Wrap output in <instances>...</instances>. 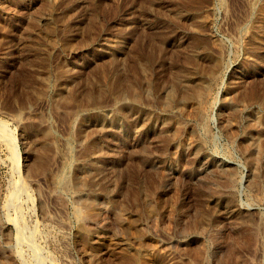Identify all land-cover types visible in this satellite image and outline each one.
<instances>
[{
    "label": "rangeland",
    "instance_id": "1",
    "mask_svg": "<svg viewBox=\"0 0 264 264\" xmlns=\"http://www.w3.org/2000/svg\"><path fill=\"white\" fill-rule=\"evenodd\" d=\"M263 17L264 0H0V264H264ZM177 76L210 85L181 113ZM91 199L98 236L83 237L74 210Z\"/></svg>",
    "mask_w": 264,
    "mask_h": 264
},
{
    "label": "bare ground",
    "instance_id": "2",
    "mask_svg": "<svg viewBox=\"0 0 264 264\" xmlns=\"http://www.w3.org/2000/svg\"><path fill=\"white\" fill-rule=\"evenodd\" d=\"M181 1V0H180ZM183 2V1H182ZM190 3V2H189ZM192 3V2H191ZM148 5V4H147ZM207 5V4H206ZM198 6V5H197ZM150 7H151V5H150ZM210 7H211V5H210ZM218 7V6H217ZM209 10V9H208ZM203 14V13H202ZM211 14V13H210ZM204 15V14H203ZM250 18V17H249ZM264 18V17H263ZM177 22H179V21H177ZM192 22V21H191ZM209 25V24H208ZM210 26V25H209ZM238 26V25H237ZM204 29V28H203ZM204 30H206V29H204ZM191 31V30H190ZM39 34V33H38ZM239 34V33H238ZM45 36V35H44ZM43 36V37H44ZM35 38V37H34ZM50 40V39H49ZM48 41V40H47ZM198 43V42H197ZM221 43H222V41H221ZM221 46V45H220ZM238 46V45H237ZM192 49V48H191ZM221 50H222V46H221ZM189 52V51H188ZM200 57H201V54H199V53H197V54H195L194 55V60H199L200 59ZM190 58V57H189ZM204 59V58H203ZM193 60V61H194ZM190 61V60H189ZM145 62V61H144ZM190 63V62H189ZM194 63V62H193ZM199 63V62H198ZM201 63V62H200ZM227 63V62H226ZM141 64V63H140ZM214 64H215V66H218L219 65V63H218V61L217 60H214L213 61V66H214ZM135 65V64H134ZM262 65V64H261ZM197 67V66H196ZM141 68V67H140ZM102 69V68H101ZM193 69V68H192ZM142 72V71H141ZM144 72V71H143ZM196 72V71H195ZM222 72V71H221ZM174 73V72H173ZM198 74V73H197ZM206 74V73H205ZM138 75V74H137ZM183 75V74H182ZM144 76V75H143ZM185 76V75H184ZM221 76V75H220ZM207 77V76H206ZM216 77V76H215ZM42 78V77H41ZM45 79H47V78H45ZM123 79V78H122ZM131 79V78H130ZM136 79V78H135ZM174 79V78H173ZM39 80H41L40 79V76H39ZM137 80V79H136ZM220 80V79H219ZM51 81V80H50ZM128 81V80H127ZM174 81V83H175V86L178 88V92H179V94H178V96H174V91L171 93H168V95L166 96L167 97V99L169 100V104L173 107V109H177V110H179L180 111V113L184 110V108H185V106H186V104L187 103H193L194 105H196V106H198L199 104H200V102L202 101V99H203V97H207V96H205V95H207L208 94V90H209V84H208V82H206V81H203V80H201V79H199V78H184L183 76H177V77H175V79L173 80ZM213 81V80H212ZM145 84V83H144ZM140 85V84H139ZM174 85V84H173ZM49 86V85H48ZM122 86V85H121ZM131 86V85H130ZM158 86V85H157ZM119 87V86H118ZM127 87H129V86H127ZM245 87V86H244ZM116 88V87H115ZM124 88V87H123ZM126 88V87H125ZM131 88V87H130ZM160 88V87H159ZM122 89V88H121ZM123 90V89H122ZM136 90V89H135ZM170 90V89H169ZM99 91V90H98ZM133 91V90H132ZM176 91V90H175ZM250 91V90H249ZM257 91V90H256ZM97 93V92H96ZM42 94V93H41ZM65 94V93H64ZM108 94V93H107ZM40 96V95H39ZM62 96H64V95H62ZM58 97H60V96H58ZM57 97V98H58ZM66 97H67V95H66ZM132 100L133 101H137V95L136 94H133L132 96ZM225 97V96H224ZM231 97V96H230ZM251 97V96H250ZM262 97V96H261ZM11 98V97H10ZM63 98V97H62ZM68 98V97H67ZM163 98V97H162ZM211 98V97H210ZM252 98V97H251ZM258 98V97H257ZM54 99V98H53ZM64 99V98H63ZM99 99V98H98ZM150 99V98H149ZM165 99V98H164ZM214 99V98H213ZM225 99V98H224ZM241 99V98H240ZM243 99V98H242ZM60 100V99H59ZM65 100V99H64ZM145 100V99H144ZM215 100V99H214ZM66 101H67V99H66ZM69 101H70V99H69ZM166 101V100H165ZM216 101H218V99L216 100ZM222 101V100H221ZM232 101H233V99H232ZM14 102H15V100H14ZM59 102V101H58ZM82 102H84V101H82ZM211 102V101H210ZM223 102H225V101H223ZM222 102V103H223ZM24 103V102H23ZM27 103V102H26ZM79 103V102H78ZM146 103V102H145ZM202 103V102H201ZM232 103V102H231ZM245 103V102H244ZM71 104V103H70ZM204 104V103H203ZM225 104H227V103H225ZM90 105V104H89ZM168 105V104H167ZM234 105V104H233ZM95 106V105H94ZM166 106V105H165ZM193 106V105H192ZM232 106V105H231ZM250 106V105H249ZM79 107V106H78ZM191 107V106H190ZM230 107V106H229ZM228 107V108H229ZM264 107V106H263ZM199 108V107H198ZM235 108H236V106H235ZM235 108H231V113L232 114H235L236 113V109ZM197 109V108H196ZM176 110V111H177ZM191 110V109H190ZM144 111V110H143ZM198 112H200L199 110H197ZM122 112V111H121ZM192 112H194V111H192ZM165 113V112H164ZM190 113V112H189ZM122 114V113H121ZM197 114V112L195 111V115ZM199 114V113H198ZM197 114V115H198ZM226 114V113H225ZM172 115V114H171ZM190 115L191 116H193V114H191L190 113ZM194 115V116H195ZM257 115V114H256ZM201 116V115H200ZM132 117V116H131ZM202 117V116H201ZM230 117V116H229ZM255 117H257V116H255ZM258 118V117H257ZM192 119V118H191ZM200 119V118H199ZM206 119V118H205ZM229 120H227V123H229V121H231L230 119H231V117L230 118H228ZM257 120V119H256ZM189 121V120H188ZM259 121V120H258ZM222 122H224V121H222ZM232 122V121H231ZM233 122H235V121H233ZM262 122V121H261ZM75 123V122H74ZM96 123L100 126L99 128H101V127H104V126H109L111 123H112V119H108V120H106V119H99L98 121H96ZM225 124H226V122H224ZM249 123V122H248ZM180 124V123H179ZM223 125V124H222ZM248 125V124H247ZM246 125V126H247ZM256 125V124H255ZM258 125H259V123H258ZM260 125H262V124H260ZM5 126V125H4ZM175 126V125H174ZM184 126V125H183ZM226 126H228V125H226ZM245 126V127H246ZM251 126V125H250ZM254 126V125H253ZM0 127H3L2 126V124H0ZM223 127V126H222ZM228 127H230V126H228ZM248 127V126H247ZM246 127V128H247ZM263 127V126H262ZM5 128V127H4ZM4 128H2V129H4ZM198 128V127H197ZM196 128V129H197ZM205 128V127H204ZM242 128V127H241ZM253 128V127H252ZM103 129H106L105 127L103 128ZM178 129H179V126L177 125L176 127H174V130H173V132L174 133H176L177 134V132L176 131H178ZM195 129V128H194ZM230 129V128H229ZM248 129H249V127H248ZM251 129V128H250ZM89 130V129H88ZM228 130V129H227ZM1 131V130H0ZM4 131V130H3ZM44 131V130H43ZM183 131V130H182ZM195 131V130H194ZM236 131V130H235ZM5 132V131H4ZM158 132V131H157ZM165 132V131H164ZM227 132V131H226ZM248 132H250V130L248 131ZM257 132V131H256ZM43 133V132H42ZM173 133V135H175ZM193 133V132H192ZM231 132H229V134H230ZM209 134V133H208ZM224 134H228V133H224ZM262 134V133H261ZM52 135V134H51ZM242 135L244 136V134L242 133ZM247 135V134H246ZM255 135V134H254ZM165 136V135H164ZM204 136V135H203ZM208 136V135H207ZM235 136V135H234ZM198 137V136H197ZM231 137H232V134H231ZM246 137V136H245ZM248 137V136H247ZM251 138H252V136H250ZM254 137V136H253ZM256 137V136H255ZM254 137V138H255ZM228 138V137H227ZM242 138V137H241ZM257 138V137H256ZM67 139V138H66ZM181 139H182V137H181ZM253 139V138H252ZM44 140V139H43ZM200 140L202 141V142H200V143H205L206 142V140H202L201 138H200ZM243 140H245V139H243ZM42 141V140H41ZM45 141H47V140H44V142ZM49 141V140H48ZM54 141V140H53ZM84 141V140H83ZM176 141V140H175ZM179 141V140H178ZM82 142V141H81ZM199 142V141H198ZM70 143V142H69ZM249 143V142H248ZM178 144V143H177ZM202 144V145H203ZM242 145V147L244 146L243 144H245V142L244 143H241ZM256 144V143H255ZM192 145V144H191ZM194 145V144H193ZM201 145V144H200ZM201 145V146H202ZM205 145V144H204ZM49 146V145H48ZM142 146V145H141ZM177 147H178V145H176ZM175 145H174V147H176ZM183 146V145H182ZM44 147V146H43ZM185 147V146H184ZM190 147V146H189ZM199 147V146H198ZM244 147H246L247 149L250 147V146H244ZM243 147V148H244ZM252 147H253V145H252ZM256 147H258V145L256 146ZM48 148V147H47ZM182 148V147H181ZM180 148V149H181ZM259 149H258V151H261V152H264V143L261 145V146H259L258 147ZM49 149V148H48ZM176 149V148H175ZM196 149V148H195ZM204 149V148H203ZM44 150V149H43ZM198 150H199V148H198ZM202 150V149H201ZM205 150V149H204ZM45 151H46V149H45ZM58 151V150H57ZM70 151V150H69ZM143 151V150H142ZM186 151V150H185ZM200 151V150H199ZM246 151V150H245ZM248 151V150H247ZM43 152V151H42ZM64 152V151H63ZM136 152H137V150H136ZM162 152V151H161ZM197 152V151H196ZM44 153V152H43ZM67 153V152H66ZM192 153L194 154V152L192 151ZM10 154L12 155V162L15 164L16 163V158H17V154H16V151L13 149V148H11L10 149ZM138 154V153H137ZM247 154V153H246ZM43 155V154H42ZM46 155V154H45ZM66 155V154H65ZM195 155V154H194ZM199 155V154H198ZM259 155H261V154H259ZM209 156V155H208ZM257 156V155H256ZM192 157V156H191ZM261 157V156H260ZM251 158V157H250ZM253 158V157H252ZM257 158V157H256ZM256 158H254L255 160H256ZM210 159V158H209ZM260 159V158H259ZM70 160V159H69ZM69 160H66L67 162H65V163H63V165L61 166L62 168L60 169V171L56 174V176H54V180H53V187L56 189V191L58 190V191H61V190H66V191H68V183H67V181L68 180H66L65 179V173L67 172V174H68V171H70V168H71V163L69 162ZM207 160H208V158H207ZM215 160V159H214ZM44 161V160H43ZM141 161V160H140ZM198 161H200V160H198ZM253 161V160H252ZM260 161V160H259ZM255 163H257V162H255ZM37 164V163H36ZM42 164H44V163H42ZM46 164V163H45ZM211 164V163H210ZM16 165V164H15ZM39 166V165H38ZM46 166V165H45ZM45 166H43V167H45ZM137 166V165H136ZM221 166V165H220ZM224 166H226V164L224 165ZM230 166V165H229ZM138 167V166H137ZM205 167V166H204ZM228 167V166H227ZM33 168V167H32ZM50 168V167H49ZM48 167L46 168V169H49ZM58 168V167H57ZM140 168H141V166H140ZM223 168H225V167H223ZM229 168V167H228ZM232 168V167H231ZM37 169V168H36ZM137 169V168H136ZM142 169V168H141ZM201 169H202V167H201ZM207 169V168H206ZM222 168H220V169H218V170H216V171H219V170H221ZM41 170V169H40ZM145 170V169H144ZM224 171H226V170H224ZM231 173H232V171H231V169L229 170ZM78 172H79V177H80V179H79V181L77 180L76 182H77V184H82V182H81V179H85V181H87V179L86 178H88L87 177V173H86V171L83 169V168H81V169H78ZM221 172V171H220ZM227 172V171H226ZM222 173V172H221ZM221 173H219V174H221ZM224 173V172H223ZM229 173V172H228ZM233 173H235V172H233ZM143 174V173H142ZM229 175V174H228ZM228 175L226 176V174H224V178H222V179H225V180H227L228 181V183L227 184H229V183H232V181H233V179L231 178H229L228 177ZM231 175V174H230ZM237 175V174H236ZM233 175H231V177H232ZM77 177V176H76ZM89 179V178H88ZM221 181V180H220ZM238 181V180H237ZM89 182V181H88ZM90 183V182H89ZM226 183H224V184H226ZM233 183H234V181H233ZM94 184V183H93ZM150 184V183H149ZM236 184V183H235ZM75 186V185H74ZM79 186H81V185H79ZM152 186V185H151ZM83 187V186H82ZM142 187V186H141ZM221 187H222V185H221ZM70 188V187H69ZM135 188V187H134ZM153 188V187H152ZM253 188V187H252ZM54 189V190H55ZM71 189V188H70ZM145 189V188H144ZM232 189V188H231ZM89 190V189H88ZM104 190V189H103ZM146 190V189H145ZM154 190V189H153ZM216 190V189H215ZM230 190V189H229ZM102 191V190H101ZM150 191V190H149ZM260 191V190H259ZM54 193H55V191H53ZM61 192H63V191H61ZM70 192V191H69ZM78 192V191H77ZM91 192V191H90ZM74 193V192H73ZM80 193V192H79ZM110 193V192H109ZM132 193V192H131ZM147 193V192H146ZM151 193H152V191H151ZM63 194V193H62ZM216 195L214 196L215 198H214V206H217L218 204H219V202L222 204V202L223 201H227V199L226 200H224L223 199V197L221 196V194L219 193V192H216L215 193ZM74 195H76L75 193H74ZM149 195H150V193H149ZM151 196V195H150ZM153 196V195H152ZM202 196V195H201ZM11 197V196H10ZM76 197V196H75ZM149 196H147V198H148ZM199 197V196H198ZM211 197V196H210ZM209 197V198H210ZM134 198V197H133ZM136 198H137V196H136ZM135 198V199H136ZM202 198L204 199L205 197L204 196H202ZM212 198V197H211ZM223 199V200H222ZM10 200H11V198H10ZM208 200V199H207ZM78 201V200H77ZM133 201V200H132ZM134 201H136V200H134ZM140 201V200H139ZM203 201H205V200H203ZM229 201V200H228ZM12 202V201H11ZM87 202H89L88 204H86V210H84V211H82V209H84V208H82V209H75L73 212L75 213L74 215H75V217H76V221L78 222V227H79V232L78 233H80L83 237H97L98 236V233L96 232V231H94V232H90L89 230H88V228H86V225H85V223H87L86 221H88V220H96V217H98V216H96L97 215V209H96V205H95V203L93 202V200L91 199L90 201H87ZM145 202H148V201H145ZM144 202V203H145ZM200 202V201H199ZM125 203V202H124ZM132 204H133V202H131ZM140 203V202H139ZM142 203V202H141ZM144 203L143 204H141V205H143L144 206ZM168 203V202H167ZM196 203V202H195ZM228 203V202H227ZM230 203V202H229ZM228 203V204H229ZM232 203V202H231ZM147 204V203H146ZM197 204V203H196ZM233 204V203H232ZM138 205V204H137ZM165 205V204H164ZM200 205V204H199ZM198 205V206H199ZM223 205V204H222ZM227 205V204H226ZM148 206V205H147ZM198 206H196V207H198ZM229 206H230V204H229ZM84 207V206H83ZM135 207V206H134ZM218 207H219V205H218ZM226 207V206H225ZM232 207V206H231ZM231 207H229V209H227L226 211H228L230 214H232V215H238L239 213H238V211H237V208L235 207H233V209H231ZM76 208V207H75ZM136 208V207H135ZM139 209V208H138ZM195 209V208H194ZM200 209V208H199ZM218 209V208H217ZM116 210H118L117 208H116ZM128 210V209H127ZM130 210V209H129ZM151 210V209H150ZM216 210V209H215ZM215 210H213V211H215ZM238 210H239V208H238ZM112 211V210H111ZM113 211H115V210H113ZM120 211V210H119ZM135 211H137L138 212V210L136 209ZM197 211H199V210H197ZM197 211H196V209H195V211L194 212H196L197 213ZM201 211V210H200ZM117 212V211H116ZM116 212H115V217L117 218V221H119L120 223H121V220L123 219H121V215H119L118 213H117V216H116ZM123 212H124V210H123ZM123 212H120V214H122ZM142 212V211H141ZM167 212V211H166ZM165 212V213H166ZM172 212V211H171ZM216 212V211H215ZM227 212V213H228ZM113 213V212H112ZM210 213V212H209ZM217 213V212H216ZM247 213V212H246ZM246 213H244V216H243V214L240 216V220H241V217L243 218V217H245V214ZM247 214H249V212L247 213ZM123 215V214H122ZM171 215V214H170ZM136 216V215H135ZM162 216V215H161ZM198 217H197V219H196V221H193L192 220V225H190V231H192V232H194L195 234H199V233H205L206 231L207 232H209L208 230H209V228L208 227H210V226H208L207 225V223H208V220H209V216L208 215H206V214H204V213H198V215H197ZM246 216H248L249 218H251V216H249V215H246ZM112 217H114V216H112ZM132 217V216H131ZM172 217V216H171ZM196 217V216H195ZM231 217V216H230ZM237 217V216H236ZM99 218V217H98ZM249 218H248V220L246 221V222H248L249 221ZM133 219V218H132ZM210 219H211V217H210ZM252 219V218H251ZM124 220V219H123ZM126 220V219H125ZM220 220V219H219ZM235 220V219H234ZM236 220H238L239 221V219H236ZM260 220V219H259ZM152 221H154V220H152ZM210 221V220H209ZM213 221V220H212ZM254 221V220H253ZM73 222V221H72ZM104 222V221H103ZM244 222V221H243ZM250 222V221H249ZM70 223V222H69ZM123 223V222H122ZM121 223V224H122ZM240 223V222H239ZM251 223V222H250ZM250 223L248 224V225H250ZM260 223H262L261 221H260ZM88 224V223H87ZM211 224V223H210ZM220 224V223H219ZM254 224H257V223H254ZM25 225V224H24ZM241 225V227H242V225L243 224H240ZM23 226V225H22ZM208 226V227H207ZM251 226V225H250ZM255 226V225H254ZM90 227H91V225H90ZM124 227V226H123ZM246 227V226H245ZM140 228V227H139ZM243 228V227H242ZM247 228H249V226H247ZM76 229V228H75ZM144 229V228H143ZM208 229V230H207ZM241 228H239V230H240ZM260 229V228H259ZM262 229V228H261ZM91 230V229H90ZM125 230V229H124ZM146 230V229H145ZM257 230V229H256ZM92 231V230H91ZM119 231V230H118ZM144 231V230H143ZM189 231V232H190ZM251 232V235L255 232L253 229H251V230H248V233H250ZM120 232H121V230H120ZM128 232V231H127ZM132 232V231H131ZM131 232H129L128 234H130ZM181 232V231H180ZM212 232V231H211ZM219 232V231H218ZM217 232V233H218ZM242 232V231H241ZM123 233V232H122ZM121 233V234H122ZM133 233H134V231H133ZM246 233H247V231H246ZM100 234V233H99ZM120 234V235H121ZM127 234V233H126ZM141 234H143V232L141 233ZM201 234V235H202ZM123 235V234H122ZM134 235V234H133ZM196 235V236H197ZM206 235V234H205ZM103 236V235H102ZM111 236V235H110ZM195 236V235H194ZM99 237H100V235H99ZM117 237V236H116ZM244 237H245V235H244ZM247 237H248V235H247ZM254 237V236H253ZM258 237V236H257ZM81 238V237H80ZM246 238V237H245ZM255 238V237H254ZM27 237L23 234V233H20L19 234V236H18V240L19 241H27ZM138 239V238H137ZM86 240V239H85ZM111 240V239H110ZM213 240H215V239H213ZM247 240H248V238H247ZM88 241V240H87ZM256 241V240H255ZM117 242V241H116ZM133 242V241H132ZM131 242V243H132ZM183 242V241H182ZM181 243V242H180ZM249 243V242H248ZM1 244V243H0ZM112 244V243H111ZM212 244V243H211ZM214 244V243H213ZM110 245V244H109ZM115 245V244H114ZM94 246V245H93ZM143 246V245H142ZM152 246V245H151ZM150 246V247H151ZM155 246V245H154ZM106 247V246H105ZM128 247V246H127ZM134 247H137V246H134ZM202 247V246H201ZM92 248V247H91ZM147 248V247H146ZM149 248V247H148ZM156 248V247H155ZM219 248V247H218ZM94 249H96V248H94ZM124 249V248H123ZM120 250V249H119ZM85 251V250H84ZM90 251V250H89ZM92 251V250H91ZM94 251V250H93ZM37 252V251H36ZM41 252V251H40ZM114 252V251H113ZM127 252V251H126ZM139 252V251H138ZM204 252V251H203ZM212 252V251H211ZM88 253V252H87ZM208 253V252H207ZM128 254V253H127ZM133 254V253H132ZM131 254V255H132ZM96 255H97V253H96ZM119 255V254H118ZM134 256H135V254H133ZM158 255V254H157ZM5 256V255H4ZM39 257H41L40 255H38ZM92 256H93V254H92ZM138 256V255H137ZM134 257V258H128V257H124V256H122L124 259H125V262H126V264L128 263L127 261H129V262H131V261H134L136 264H141L140 262H141V260H140V256L139 257ZM17 257V256H16ZM34 257H36V254H35V256ZM148 257V256H147ZM42 258V257H41ZM123 258H121V259H123ZM158 257L156 256V254L155 255H152V257H151V261H156V259H157ZM38 259V258H37ZM149 259V258H148ZM113 260V259H112ZM150 260V259H149ZM2 261V260H1ZM119 261V260H118ZM118 261H116L117 263H118ZM123 261V260H122ZM144 261V260H143ZM158 261V260H157ZM7 262V261H6ZM12 262V261H11ZM11 262L9 261V263L11 264ZM41 262V261H40ZM89 262H90V260H89ZM120 262V261H119ZM42 264H44V262H41ZM135 263H132V264H135ZM163 263V262H162ZM1 264H3V263H1ZM5 264V263H4ZM6 264H8V263H6ZM99 264V263H98ZM120 264V263H119ZM129 264V263H128ZM143 264V263H142Z\"/></svg>",
    "mask_w": 264,
    "mask_h": 264
}]
</instances>
